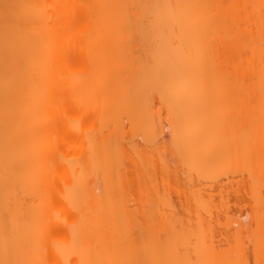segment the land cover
Returning <instances> with one entry per match:
<instances>
[{
    "label": "bare ground",
    "instance_id": "obj_1",
    "mask_svg": "<svg viewBox=\"0 0 264 264\" xmlns=\"http://www.w3.org/2000/svg\"><path fill=\"white\" fill-rule=\"evenodd\" d=\"M0 264H264V0H0Z\"/></svg>",
    "mask_w": 264,
    "mask_h": 264
},
{
    "label": "rangeland",
    "instance_id": "obj_2",
    "mask_svg": "<svg viewBox=\"0 0 264 264\" xmlns=\"http://www.w3.org/2000/svg\"><path fill=\"white\" fill-rule=\"evenodd\" d=\"M174 198H175V203H176V205H179V200H178L177 196H175ZM235 202H236V200H234V204H235ZM233 208H234V209H237V208H238V205L235 204V205L233 206Z\"/></svg>",
    "mask_w": 264,
    "mask_h": 264
}]
</instances>
